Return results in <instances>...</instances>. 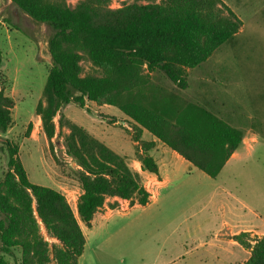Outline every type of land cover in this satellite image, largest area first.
<instances>
[{"label": "trees", "instance_id": "trees-1", "mask_svg": "<svg viewBox=\"0 0 264 264\" xmlns=\"http://www.w3.org/2000/svg\"><path fill=\"white\" fill-rule=\"evenodd\" d=\"M33 22L52 30L47 42L50 68L43 101L35 107L47 139L54 135L59 109L87 102L116 107L133 122L131 140L138 143L136 159L142 171L157 174L147 154L151 143L140 140L142 130L166 145L208 177L215 179L243 140L206 108L174 100L148 101L140 89L159 73L174 88L186 90L187 70L200 66L240 30L241 22L221 0H159L110 10V0H10ZM86 59L98 72L83 75ZM0 52V66H1ZM13 100L0 90V134L11 124ZM111 124L116 121L109 118ZM30 131V125L27 132ZM66 154L74 161L81 189L75 213L58 190L32 184L18 158V148L5 143L7 171L0 179V252L20 264H77L85 238L80 223L90 227L107 198L145 206L149 194L125 158L71 125ZM114 208V207H112ZM57 244L49 245L40 233ZM249 250L243 264H264V235L234 236ZM0 264H10L0 256Z\"/></svg>", "mask_w": 264, "mask_h": 264}, {"label": "rangeland", "instance_id": "rangeland-1", "mask_svg": "<svg viewBox=\"0 0 264 264\" xmlns=\"http://www.w3.org/2000/svg\"><path fill=\"white\" fill-rule=\"evenodd\" d=\"M78 1L69 0L68 4L73 7ZM151 2L159 0H110L108 8L116 10ZM221 2L241 22V28L208 60L187 70L188 88L178 90L154 72L150 75V84L140 89L147 98L156 88L180 103H203L212 113L217 112L215 114L223 120H229L242 131H251L256 137L254 143L242 141L238 149L240 158L222 168L213 186L202 188L201 195L208 197V202L194 203V208L188 209L190 215L195 214L199 219L201 239L218 229L222 219L231 227L238 225L243 230L264 232V0ZM51 34L49 27L33 22L10 0H0V90L14 103L11 124L0 134V179L7 171L5 143L9 142L17 146L28 180L58 190L75 213L81 189L75 175L77 167L66 154L65 139L71 125L82 127L125 158L128 166L132 160L137 161L135 154L139 151L130 139L131 124L116 107L89 102L83 109L73 103L63 105L53 119V137L46 138L35 107L43 101V88L51 65L47 49ZM81 67L83 75L98 74L86 59ZM109 118L116 123L111 124ZM166 160L170 167L175 166L174 180L183 182L191 172L200 174L191 166L187 169V163L169 157ZM178 183L175 181L168 189L161 190V199L151 201L144 210L136 208L127 213H115L106 222L94 221L90 229L80 224L87 236L81 264H204V252L193 259L168 261L174 252V241L188 231L191 223L188 227L176 224L157 228L153 224L155 217L173 212L176 215L182 206L178 202L186 189L177 187ZM186 183L191 189L198 186L195 181ZM107 206L115 205L108 202ZM40 233L49 245L57 244L46 237L42 227ZM0 256L10 264H20L19 250H14L13 258L1 252Z\"/></svg>", "mask_w": 264, "mask_h": 264}, {"label": "crops", "instance_id": "crops-1", "mask_svg": "<svg viewBox=\"0 0 264 264\" xmlns=\"http://www.w3.org/2000/svg\"><path fill=\"white\" fill-rule=\"evenodd\" d=\"M161 99L174 100V98L166 96L162 91L155 88V90L152 91V95L148 98V101H160ZM174 101L177 102L176 100ZM189 102L200 105L210 111L209 107L205 106L203 103H195L193 101ZM177 103L182 104L180 102ZM215 113L217 114V112ZM215 113L213 114L216 115ZM216 116L219 117L218 115ZM126 120L131 124V126L133 125V122L131 120H129L128 118H126ZM223 121L231 127L236 128L233 124L229 122V120L224 119ZM236 129L242 131L240 128ZM242 133V141L250 143L256 142V137L253 135V133H251V131H242ZM143 138H146V140H142ZM140 140L144 143L152 144V146L148 149L147 154L154 160L157 166V174H151L142 171L138 161L132 160V163L129 164V166H132V170L138 173L141 185L149 194L148 203L145 206H140L136 202H130L128 200H121L118 198H107L103 207L94 214L90 223V227L87 228L84 225L83 226L86 229H90L94 221H96L97 223L102 221L106 222L110 218H113V215L115 213H127L136 208L144 210L150 205L151 201H157L158 198L161 197V190H166L173 182L179 181L177 187L182 186V188L186 189V191H184L180 195V199L178 202L179 204H182V206L177 209L176 215L174 214V212L170 215L160 214L158 217H155V222L153 223L156 228L162 225L166 227H169V225L176 226V224L177 227H181L184 224L185 227H188L187 224L191 223V225L187 228L188 231H186L183 235H181L174 241V252L170 255L168 261L174 262L184 260L185 258L193 259L198 256L197 254L199 252H204V264H243L249 257V250L238 245L235 241H233L232 238L240 233H249L251 237H260L259 235L263 236L264 232L257 229L243 230L238 225L231 227L230 223H228L225 219H222L220 221L218 229L214 230L212 234L209 233L208 235H206L204 239H201L200 225L198 224L199 219L196 218L195 214L190 215L187 211L189 208H194V203L200 204L203 201L208 202L209 198L203 197V195H201V193L203 192L202 188H208L210 185L213 186V182H215L214 179L208 177L203 172L198 170L200 174L191 172V174H188V176L185 178V180H183V182H181L179 179L174 180L176 176V174H174L175 166L170 167L166 158L169 157V159H173L174 161H182L184 163H187V169H189V166H191L190 163L185 161L177 153L170 150L166 145L161 143L159 140H157L144 129L142 130ZM134 145L137 148L138 143L134 142ZM238 149L231 155V157L227 160L223 167L229 164L232 160H238L240 158V153ZM189 181L197 182L198 186L194 189H191L189 183H186ZM108 202L114 204V208H109L107 206ZM160 222H163V224H161ZM81 231L85 238V245L82 255L78 258L77 264H81V260L83 259V255L87 246V236L82 229Z\"/></svg>", "mask_w": 264, "mask_h": 264}]
</instances>
